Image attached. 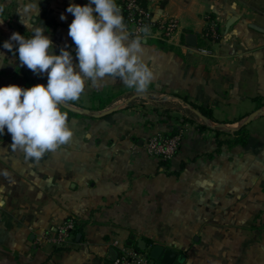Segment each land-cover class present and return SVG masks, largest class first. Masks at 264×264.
Segmentation results:
<instances>
[{
    "label": "crops",
    "instance_id": "crops-1",
    "mask_svg": "<svg viewBox=\"0 0 264 264\" xmlns=\"http://www.w3.org/2000/svg\"><path fill=\"white\" fill-rule=\"evenodd\" d=\"M70 2L88 0H0V87L29 88L26 77L47 84L19 65L15 48H3L13 32L28 38L43 28L50 51L67 45L77 63ZM145 2L154 21L174 18L178 31L171 40L148 32L142 60L154 79L144 94L118 78L86 81L66 104L87 113L67 114L72 137L38 163L10 147L6 129L0 135V264H110L111 249L136 250L137 240L183 255V264H264V3ZM209 21L216 42L203 36ZM257 110L245 147L216 145L214 129L232 133ZM181 128L168 168H158L145 154L147 140ZM67 220L80 237L51 244L48 236Z\"/></svg>",
    "mask_w": 264,
    "mask_h": 264
},
{
    "label": "clouds",
    "instance_id": "clouds-1",
    "mask_svg": "<svg viewBox=\"0 0 264 264\" xmlns=\"http://www.w3.org/2000/svg\"><path fill=\"white\" fill-rule=\"evenodd\" d=\"M66 12L73 16L68 36L76 45L75 64L67 45L60 48L59 55L50 51L53 44L43 28L31 29L28 38L13 32L3 43L9 52L15 48L20 66L34 75L47 76L46 85L0 87V135L6 129L10 147L37 163L72 137L67 114L60 106L78 100L86 81L95 85L106 77L118 78L127 88L144 94L154 79L142 60V44L149 30H142L144 38H130L115 0H88L84 5L70 2ZM60 19L65 20V15Z\"/></svg>",
    "mask_w": 264,
    "mask_h": 264
},
{
    "label": "built area",
    "instance_id": "built-area-1",
    "mask_svg": "<svg viewBox=\"0 0 264 264\" xmlns=\"http://www.w3.org/2000/svg\"><path fill=\"white\" fill-rule=\"evenodd\" d=\"M116 2L121 10L123 22L133 28L132 34L135 37L144 35L145 33L142 30L147 28L148 32L154 30L158 32L160 38L171 40L178 31V22L174 18H162L154 21L151 13L146 6L141 4L140 0H116ZM216 26L214 21H209L203 34L210 42H216L219 39ZM182 134L183 130L181 128L177 134L168 138L159 135L150 137L144 147L145 154L157 162L159 160H171L180 145ZM74 229V222L67 220L61 228L55 230V233L49 235L48 238L51 244L55 246L67 247L72 242V231ZM110 264H152V261L146 252L141 253L136 250L122 248Z\"/></svg>",
    "mask_w": 264,
    "mask_h": 264
},
{
    "label": "water",
    "instance_id": "water-1",
    "mask_svg": "<svg viewBox=\"0 0 264 264\" xmlns=\"http://www.w3.org/2000/svg\"><path fill=\"white\" fill-rule=\"evenodd\" d=\"M187 43L188 45L194 46L195 45V36H188L187 38ZM63 108H65L66 110L73 112V113H78V114H84L87 113L86 110H79L76 109L66 103L61 105ZM114 110L110 109L107 111H104L100 114L95 115V117L100 118V117H104L110 113H112ZM261 113L260 110H257L255 112H253L252 114H250L247 119L242 123V126L247 125L250 121H252V119L259 115ZM80 237V235H77V239ZM134 241V237L132 236L129 240V242H127V246L129 248L132 247V243ZM136 248L139 249L140 251H146L147 250V255L148 257L151 259L152 264H154L155 262H158L159 264H183L184 263V256L183 255H177L174 251L170 250V249H165L163 246L160 245H153L150 248L146 249V243L142 240H137L136 242ZM117 256V252L113 249H111L109 251V259L110 261H114L115 258Z\"/></svg>",
    "mask_w": 264,
    "mask_h": 264
},
{
    "label": "trees",
    "instance_id": "trees-1",
    "mask_svg": "<svg viewBox=\"0 0 264 264\" xmlns=\"http://www.w3.org/2000/svg\"><path fill=\"white\" fill-rule=\"evenodd\" d=\"M141 4L143 6H146V2L145 0H140ZM129 28L131 27L130 25L128 26ZM217 29V28H216ZM218 30V29H217ZM26 82H28V84H30L32 86L33 82L31 79L26 77ZM93 101H98L99 103L101 102V100L99 98H92ZM62 107V106H61ZM199 113L201 116L205 117L208 120L213 121L212 118V114L210 112V110L207 109H203V108H198ZM62 111L66 114H69L71 116H80L78 113H73L70 112L68 110H66L65 108L62 107ZM185 121V120H183ZM247 126H241L238 130L232 132V133H227L218 129H214V138L216 141V145L219 147L221 145H227L228 147H232V146H241V147H245L248 143V139H249V132L246 128ZM197 128H199V130H202L203 126H197ZM176 132H172L169 135H165V138L171 137L173 135H175ZM224 136V137H223ZM158 168L164 170L167 169L169 166L168 161H163V160H159L158 162ZM73 221V220H72ZM78 230H73L72 231V237L74 238L75 235H77ZM136 251L143 253L142 251L136 249ZM154 264H159L158 262H155Z\"/></svg>",
    "mask_w": 264,
    "mask_h": 264
},
{
    "label": "rangeland",
    "instance_id": "rangeland-1",
    "mask_svg": "<svg viewBox=\"0 0 264 264\" xmlns=\"http://www.w3.org/2000/svg\"><path fill=\"white\" fill-rule=\"evenodd\" d=\"M255 3H256V4H259V5H260V4H263V3H264V0H255ZM142 252H143V251H142Z\"/></svg>",
    "mask_w": 264,
    "mask_h": 264
}]
</instances>
